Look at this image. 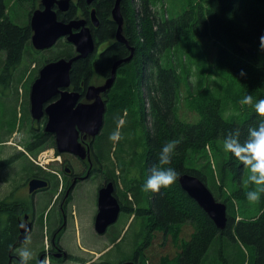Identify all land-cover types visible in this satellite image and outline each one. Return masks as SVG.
<instances>
[{"label": "trees", "instance_id": "16d2710c", "mask_svg": "<svg viewBox=\"0 0 264 264\" xmlns=\"http://www.w3.org/2000/svg\"><path fill=\"white\" fill-rule=\"evenodd\" d=\"M187 1L181 13L172 15L169 14V0H122L121 3L125 36L135 47V57L120 71L107 124L111 126L110 135L119 125L123 138L113 142L110 135L103 134L97 150L106 153L107 162H111L115 150L126 197L132 198L130 204L137 208L134 212L142 231L150 229L148 236L140 241V249L126 261L143 264L147 259L145 248L151 245L148 241L154 233L161 230L167 239L177 227L189 224L193 236L174 264H264V194L258 204L247 200L250 185L247 187L245 180L248 172L223 149V139L229 130L239 129L243 142L247 139L248 128L258 125L261 119L254 105L264 99V52L260 50V37L264 36V0ZM115 3L116 0H96L95 7L105 18L111 15ZM79 7L88 12L85 0H79L70 19L77 15ZM116 28L115 25L112 29L108 27L105 40L114 38ZM32 36L30 24L24 27L14 24L8 17L7 0H0V53H6L5 73L18 68L26 47H33ZM96 39L101 41L98 36ZM209 45L215 51V65L224 85L231 82L221 92L207 85L208 76L212 74L210 67L207 84L202 83L204 77L200 72L201 82L195 94L191 83L182 79V74L186 73L189 59H195L197 49H202L204 55L198 54L196 60L205 63V56L209 59ZM62 46L64 50L55 54L54 59L74 56L71 45L64 42L59 44ZM126 56L125 46L115 45L97 67L109 74L112 63ZM91 67L86 61L75 64L73 77L80 78L84 74L90 80ZM241 72L245 75L241 76ZM182 85L189 93V105L196 108L201 118L197 123L185 122L178 114ZM246 95H252L253 106L241 105ZM240 113L247 115L243 122L236 118ZM36 137L40 142L27 145L28 152L34 150L38 154L55 147V142L53 146L46 137L43 140L40 135ZM173 139L178 140L179 145L169 166L180 175L198 177L218 202L227 205L229 220L224 231L217 229L182 190L178 180L170 188L162 189L161 194L142 190L151 169L159 163L161 148ZM231 184H235V189L228 194ZM3 209L1 202L0 264H11L13 256L18 255L13 249L18 236L13 217L5 220ZM129 214H134L133 210ZM121 237L119 233L109 240L114 245ZM233 245L242 249L239 259L232 262L228 253L235 252Z\"/></svg>", "mask_w": 264, "mask_h": 264}, {"label": "flooded vegetation", "instance_id": "af4514ba", "mask_svg": "<svg viewBox=\"0 0 264 264\" xmlns=\"http://www.w3.org/2000/svg\"><path fill=\"white\" fill-rule=\"evenodd\" d=\"M41 1L39 0L38 9H42ZM96 1V0H95ZM79 0H73L71 3V8L68 13L59 12L58 7H55V10L58 13L59 21L69 23L72 20L82 19L86 21V27L91 30V34L93 36L95 42V50L94 52L85 59L79 60L74 63L75 64H82L85 61L92 65L93 75L91 76L90 80L88 77H84L83 74L80 78L73 77V70L71 73V86L68 91L76 92L80 95L79 103L90 104L93 101H89L87 99V92L90 86H102L104 85L113 75V68L114 65L121 61L129 58L132 54V49L135 50V47L130 43V41L125 36V19H124V27H123V36L128 41V44H123L118 42L117 40V32H118V25L115 23L113 19V14L107 15L105 18L101 17L97 7H95V2L92 5H88L86 0V4L89 7L88 12H86L83 8H77V15L74 18L69 17L72 12L74 6L78 5ZM36 9V10H38ZM54 9V8H53ZM35 10V11H36ZM96 11V18L98 20V25H95L94 18L92 17V11ZM113 11V10H112ZM122 11V10H121ZM33 14V13H32ZM123 16V14H122ZM32 17V15H31ZM30 17V21H31ZM69 17V18H68ZM124 18V16H123ZM116 26V32L114 33V38L112 40H105L104 36L107 33L108 27ZM103 35V37H100ZM97 36L100 38L101 41H97ZM102 38V39H101ZM67 42L65 38L58 41V43L50 49L37 51V53L43 54L47 52H53V54L48 58L47 56L43 59L40 66H34L37 71L36 79L39 78L40 72L44 66L47 64L62 59H54V49L60 44L61 42ZM68 43V42H67ZM73 47L74 56L71 58L65 59H72L77 56L76 47L73 44L68 43ZM115 45H122L125 46L127 50V56L124 59H119L116 62L112 63L110 73L107 72L103 73L99 71L97 64H101L102 59L105 55H107L110 51L114 49ZM34 48V47H33ZM135 57V55H134ZM134 59V58H133ZM133 59L131 62H133ZM122 64L119 66L116 72V78L113 87L106 93L101 95L102 100L106 103L107 111L105 114L104 119V127L107 124L108 120V113L109 107L112 105L113 94L117 89V82L120 77V71L126 67V65L130 64ZM73 65V68H74ZM35 79V80H36ZM58 100V97L54 99V96L44 104V114L39 119L36 120L32 116L31 111V103L29 101V115L31 119L32 129L35 133L33 138L23 142L25 152L17 153L18 156L24 155L27 156V168H25V173L22 177H19V181L10 180L7 182L9 185V190L5 198L1 200L4 206V215L5 220L8 221L10 217H13V224L15 227V235L16 237L21 236V234L25 231L27 233V243L25 241L19 244L14 250L27 247L32 252V259L29 264H41L44 260H49V264H54L55 262H60L61 264H65L68 261L73 260H80L84 261L85 259L80 256H75L72 253L68 252L67 249L63 245H61V241L63 237L67 234L69 230V226L71 225L72 214L70 213L69 206L73 203L74 198L77 195L78 190L85 184L94 183L97 186V215L93 218L91 222V227L93 229V234L98 235L99 237L108 239V235H114V227L119 223L120 217L125 215L130 218V224L137 223L139 227H137V231L135 235L138 238L143 240L144 236H148L149 230L143 232V227L140 225V221H137V215L135 210L137 208L132 207L130 201L132 198H125L122 199L121 193L119 191V184L121 183L122 179H119V176L122 175L121 170L119 168L118 162L111 159V162H107L106 153L103 150H97L98 140L101 137L102 131L100 135L92 139L86 136H80V142L89 149L88 157L86 159H82L78 156L68 153H59L56 146L55 136L54 134H48L45 132V127L48 123V116L46 114V108L49 105H53L55 101ZM141 99L138 98V105ZM144 102H146L144 100ZM126 115V114H125ZM103 127V128H104ZM36 135H40L39 138L43 140L46 137L49 140L50 144L54 146L55 142V149L53 150V157L50 159L45 160V164L47 167L43 168L36 164L41 153L36 154L33 150L32 152L27 151V145H31L33 143L40 142V139L36 137ZM42 136V137H41ZM28 139V138H27ZM25 156V157H26ZM15 157L12 156L9 159H2L0 158V163L8 162L10 159H14ZM22 158L20 157L19 160ZM18 160V158H17ZM138 179L140 178L139 174L136 175ZM34 180L38 181H45L47 182V187L42 189H38L35 192H30L31 182ZM113 186L114 190V197L117 198L118 202L121 206V213L118 221L108 228V231L104 235H99L96 230V219L99 213V198L100 193L102 190L106 189L109 185ZM0 202V203H1ZM135 206V204H134ZM133 210L132 215L129 214L130 211ZM29 227V228H28ZM148 228V226H147ZM27 229V230H26ZM117 234V233H115ZM152 235V233H151ZM140 241L138 240L136 244H132L131 248H133L134 253L140 249ZM144 242V241H143ZM152 243V238L148 241ZM147 242V244H148ZM142 243V242H141ZM149 243V244H150ZM18 244V243H17ZM151 246V245H150ZM149 246V247H150ZM145 248L146 250L149 248ZM142 250V249H141ZM133 253V254H134ZM101 256L94 257L91 261L92 264L96 263L97 260H100ZM14 260V261H13ZM125 262H133V261H125ZM122 262L121 264H124ZM135 263V262H134ZM11 264H19V257L18 255H14ZM99 264H110L108 262H101ZM136 264V263H135Z\"/></svg>", "mask_w": 264, "mask_h": 264}, {"label": "rangeland", "instance_id": "374dc122", "mask_svg": "<svg viewBox=\"0 0 264 264\" xmlns=\"http://www.w3.org/2000/svg\"><path fill=\"white\" fill-rule=\"evenodd\" d=\"M37 1L39 4V0H7L8 17L16 25L23 27L28 26L30 24L31 14L39 7L36 5ZM169 1H171L169 10L170 15L178 11L181 13L188 2L187 0ZM165 5L168 6L166 3ZM61 43L64 42L62 41ZM209 47L211 49V54H209L210 60L206 56L205 63L196 60L198 59V54H200V56L204 55L202 49H197L196 54L193 56L195 59L191 61L189 59L186 73L182 74V79L184 78V81L188 80V82L191 83V87L195 94H198L197 87L201 82L200 72H203L202 75L204 77L202 83L207 84V78L209 77L207 85L212 88L217 87L220 92L226 88L227 83L231 82L227 81L224 85V80L220 77L221 75H219L215 65V51L210 45ZM63 50L64 47H59L58 44L54 49V55L59 54ZM52 54L53 52L50 51L47 52V54L37 53V51L35 52L33 47L31 48L29 45L26 47L22 62L18 68L12 72L5 73L6 53H0V76H3L0 80V158L9 159L12 156L15 157L8 162L0 163V202L8 193L9 185L7 182L9 180L11 182L19 181V177L24 175L25 168H27V156L24 155V153L22 156H18L17 153L25 152L26 150L24 149L23 142L32 139V136L35 135V133H32L34 132L31 128L33 123H31L28 112L31 86L37 75L34 66H40L43 59L46 56L49 58ZM210 67H212V74L207 77V72ZM181 95L179 116L185 122H199L201 118L196 112V108L189 105V93L185 85H182ZM236 118L239 122H243L247 119V115L240 113ZM110 133L111 126L108 123L103 128L101 137L103 134L109 136ZM100 139L98 141H100ZM47 150H52V148ZM114 152L111 154V158L119 164ZM208 153L211 157V151ZM20 157L22 158L21 160H19ZM120 178L123 179L122 175L119 176V179ZM122 184L121 181L119 184V191L124 200L127 197L126 190ZM245 184L247 187L249 186L247 184V178ZM228 189V194L232 193L235 189V184H231ZM96 196L97 186L94 183L85 184L78 190L73 203L69 206L72 219L76 220L71 221L69 230L63 237L61 245H63L68 252L77 254L89 261L97 257L96 254H98L101 256V259L97 260L94 264H99L101 262L121 264L132 257L135 251L131 248L132 244H136L138 240L140 241L138 236L135 235L139 225L137 223L131 225L130 218L122 215L119 223L114 227V235H116L115 233H122V237L117 244L114 245H112V241L109 240V238L114 235H108V239H105L93 234L91 222L98 211ZM238 220L239 218L237 221ZM191 236H193V228L189 224L183 227H177L175 233L172 236L168 235L167 239L164 238L162 231L158 230L152 236L151 246L145 252L147 254V259L144 260L143 264H166L167 262L169 264H174L177 257L181 254V251L191 239ZM233 246L235 247V252L232 253L231 251L228 253L232 262L239 259V252L240 249H242L239 245ZM84 261L73 260L65 264H82ZM54 264L61 263L55 262Z\"/></svg>", "mask_w": 264, "mask_h": 264}, {"label": "water", "instance_id": "95a60500", "mask_svg": "<svg viewBox=\"0 0 264 264\" xmlns=\"http://www.w3.org/2000/svg\"><path fill=\"white\" fill-rule=\"evenodd\" d=\"M72 2L73 0H42V9L32 14L30 26L33 32L32 46L35 50L50 49L59 40L65 38L68 43L76 47L77 56L69 60L62 58L44 66L39 78L31 86L30 103L33 118L39 120L44 114V104L53 96L54 99L58 97L53 105L46 108L48 123L45 132L54 134L59 153L73 154L86 159L90 151L80 142V136L95 139L100 135L107 111L106 103L101 95L113 87L119 66L131 62L135 50L132 49L129 58L114 65L113 75L104 85L89 87L87 99L93 103H79L80 95L68 91L71 86L73 65L79 60L88 58L94 52L95 42L91 30L86 27L85 20L76 19L69 23L59 21L55 7H58L59 12L68 13ZM86 2L92 5L95 0H86ZM121 3L122 0H116L112 14L118 25V42L128 44L123 36L124 18ZM92 17L95 25H98L95 10L92 11ZM178 181L182 190L207 214L217 229L224 231L229 220L227 205L218 202L212 191L198 177L181 174ZM44 187H47V182L34 180L31 182L30 192L33 193ZM113 193L111 184L100 193L99 213L96 219V230L99 235L106 234L108 228L120 217L121 206ZM27 233L28 231H24L21 234L16 247L25 241ZM124 264L135 263L125 262Z\"/></svg>", "mask_w": 264, "mask_h": 264}, {"label": "clouds", "instance_id": "9594fccd", "mask_svg": "<svg viewBox=\"0 0 264 264\" xmlns=\"http://www.w3.org/2000/svg\"><path fill=\"white\" fill-rule=\"evenodd\" d=\"M260 50L264 52V36L260 37ZM244 75L245 73L241 72V76ZM240 103L253 106L252 95L244 96ZM254 108L261 118L258 125L248 128L247 139L243 142L240 139L239 129L229 130L223 139V149L234 156L247 170V184L250 185V190L246 193V197L250 203L258 204L264 194V99L256 102ZM122 138L118 125L117 130L110 135L109 139L118 142ZM178 145L179 141L175 139L167 141L163 145L159 153V163L151 169L150 175L143 185V191L161 194L162 189H168L176 183L180 173L169 165L172 163ZM27 240L26 236L25 243ZM16 252L19 264H29L32 252L27 247L18 248ZM41 264H48V261L44 260Z\"/></svg>", "mask_w": 264, "mask_h": 264}, {"label": "built area", "instance_id": "2783aa9c", "mask_svg": "<svg viewBox=\"0 0 264 264\" xmlns=\"http://www.w3.org/2000/svg\"><path fill=\"white\" fill-rule=\"evenodd\" d=\"M40 155L41 156L39 157L38 161H36V164H38L39 166L45 168V167H47L46 164H45V160L46 159L48 160V159L53 157V150L44 151Z\"/></svg>", "mask_w": 264, "mask_h": 264}, {"label": "crops", "instance_id": "0c3cea01", "mask_svg": "<svg viewBox=\"0 0 264 264\" xmlns=\"http://www.w3.org/2000/svg\"><path fill=\"white\" fill-rule=\"evenodd\" d=\"M81 248V247H80ZM73 254V253H72ZM73 255H75V256H79V255H77V254H73ZM96 256H99L98 254H96ZM82 264H92V261H89V260H85Z\"/></svg>", "mask_w": 264, "mask_h": 264}]
</instances>
